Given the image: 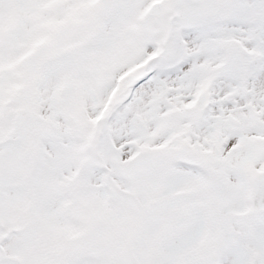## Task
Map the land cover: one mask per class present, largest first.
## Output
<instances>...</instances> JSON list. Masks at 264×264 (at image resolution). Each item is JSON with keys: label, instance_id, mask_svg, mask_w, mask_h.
Wrapping results in <instances>:
<instances>
[{"label": "snow or ice", "instance_id": "6c2138e0", "mask_svg": "<svg viewBox=\"0 0 264 264\" xmlns=\"http://www.w3.org/2000/svg\"><path fill=\"white\" fill-rule=\"evenodd\" d=\"M0 264H264V0H0Z\"/></svg>", "mask_w": 264, "mask_h": 264}]
</instances>
